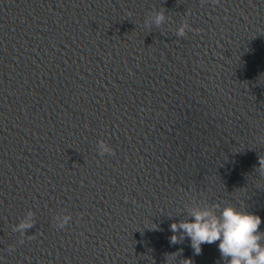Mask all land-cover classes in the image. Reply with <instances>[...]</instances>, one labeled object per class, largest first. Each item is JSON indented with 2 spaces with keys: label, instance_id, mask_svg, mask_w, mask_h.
<instances>
[{
  "label": "clouds",
  "instance_id": "obj_1",
  "mask_svg": "<svg viewBox=\"0 0 264 264\" xmlns=\"http://www.w3.org/2000/svg\"><path fill=\"white\" fill-rule=\"evenodd\" d=\"M211 2L218 4L219 0H211ZM128 15L132 13L129 12ZM165 20L164 11H157L150 22L159 27L165 23ZM189 31L199 33L201 30L191 28L188 20L184 19L176 29L175 35L184 38ZM97 150L101 157L105 154L114 155L113 148L103 140L98 142ZM258 163L257 171L264 175V156L259 157ZM219 207V204H214L211 207L192 208L189 213L191 219L173 222L170 225V231L173 233L170 243H181L185 237H188L194 254L199 255L202 252L201 245L219 242V252L226 264H264V231L260 230L261 217L245 210H238L232 205L223 207L217 215L215 209ZM71 219V215H57L54 226L57 229H64ZM34 226L32 213L29 212L27 217L13 228L14 232L20 234L19 243L23 244L26 230ZM156 228L157 226L154 225L152 229ZM14 250V245L8 247L10 254ZM176 255V253L168 255L169 264ZM182 264H192V261L184 259Z\"/></svg>",
  "mask_w": 264,
  "mask_h": 264
}]
</instances>
